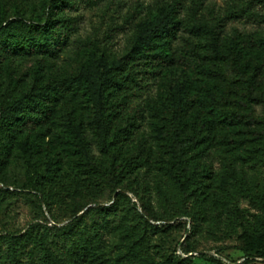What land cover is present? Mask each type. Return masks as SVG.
<instances>
[{
  "label": "rangeland",
  "instance_id": "374dc122",
  "mask_svg": "<svg viewBox=\"0 0 264 264\" xmlns=\"http://www.w3.org/2000/svg\"><path fill=\"white\" fill-rule=\"evenodd\" d=\"M171 1L79 2L76 9L58 15L56 8L49 9L51 0H0V17L23 16L34 22L39 17L73 19L68 42L55 56L36 54L7 64L1 96L6 97L14 87L27 91L31 86L76 76L91 56L121 57L131 44L136 24ZM194 2L180 0L177 19L181 27L171 40V49L182 52L191 41L208 60V35L190 33L185 26L194 22L214 26L226 67L222 79L203 76L196 61L188 57L185 64L151 80L148 88L133 98L129 113L114 124L117 138L111 148L98 144L93 102L83 88L76 90V100L59 105L55 123L47 131H26L5 143L9 146L0 170V236H18L32 229L33 234L43 232L53 250L50 242L55 230L51 226H66L81 217V226L101 234L94 239L101 254L81 264H109L129 247L132 256L126 264H144L182 250L187 252V264H216L211 259L214 255L225 264H264V256L259 254L264 249L253 245L251 256L239 249L247 243L245 224L264 217V161L237 169L238 161L231 160L223 149L225 142L239 138L252 139V150L262 146L261 125L228 120L225 114L244 111L246 107L240 104L244 101L251 103L260 119L264 117V103L247 98L249 92L264 98L250 85L253 76L264 77V0H201L198 7ZM210 107L215 108L212 117L218 143L211 145L205 160L198 163L200 169H206L207 175L200 180L207 199L193 201V215L202 218L194 230L190 217L166 216V197L157 194L155 184L159 166L168 160L163 143L189 129ZM132 122L137 127L130 138L126 130L132 129ZM80 138L89 141L83 145ZM116 155L146 160L148 168L131 172L123 184L85 192L87 168L109 166ZM215 174L218 185L214 184ZM150 216L160 219L151 220ZM144 219L154 226L144 230ZM40 255L35 246L32 259L24 255L25 263L33 260L40 264Z\"/></svg>",
  "mask_w": 264,
  "mask_h": 264
},
{
  "label": "trees",
  "instance_id": "16d2710c",
  "mask_svg": "<svg viewBox=\"0 0 264 264\" xmlns=\"http://www.w3.org/2000/svg\"><path fill=\"white\" fill-rule=\"evenodd\" d=\"M99 0H51L49 9H57V14L77 8L79 2L94 4ZM195 7L201 0H195ZM180 0H172L158 7L146 20L135 26L131 44L119 58L91 56L76 76L48 82L42 86H31L29 90L21 91L16 87L9 89L6 97L1 96L2 80L7 64L17 58H25L36 54L55 56L59 49L68 42L69 29L73 24L72 18L58 16L56 19H43L39 17L35 22L28 21L23 16L14 18L0 17V170L4 166L6 149L13 139L26 131L45 129L54 125L61 103L75 101L76 90L83 88L93 102L95 108V128L98 135V144L111 148L117 133L114 124L118 123L125 114L131 110L133 98L147 89L150 81L162 76L165 72L183 65L188 57L194 59L200 73L210 79L220 81L226 71L221 51L220 36L214 26L194 22L186 25L190 33L208 35V46L211 56L208 60L200 53L197 44L186 42L182 52L171 49V40L181 27L177 19ZM250 85L264 94V77L253 76ZM263 90V91H261ZM261 94L248 93V100H259L264 103ZM246 108L244 111L226 113L225 118L235 120L246 125H261V144L257 150H252V139H230L225 142L231 160L242 161L238 168L243 169L244 164L254 167L259 160L264 161V117L255 113L251 103L240 101ZM194 109V108H193ZM195 110V109H194ZM214 107L208 109V114L201 116L193 122L189 129L176 133L168 143H163L168 160L159 166V178L155 189L158 195L166 197L169 218L182 216L190 217L194 230L200 226L201 217L193 215V201L202 202L207 199L205 185L201 178L207 175L205 167L199 168V161H204L211 145L218 143L214 125ZM132 129H123L127 134H134L137 124H129ZM83 145L89 140L78 139ZM7 143V144H5ZM257 154L261 155L258 156ZM236 165L232 174L236 173ZM141 168H148L146 160L116 155L110 159L109 166L103 168L88 167L85 179L88 182L83 189L100 191L105 185L123 184L127 176ZM245 174L246 170L243 171ZM254 177H257L256 175ZM253 177V178H254ZM214 184H220L218 174L214 176ZM231 185V184H229ZM231 190V187H229ZM248 190H245L247 194ZM227 195L233 199L232 192ZM118 195V197H120ZM47 198L45 204H49ZM135 208V203L132 204ZM103 210V208H101ZM162 218H165L162 215ZM151 220L160 218L150 216ZM82 218L76 217L74 223L66 226H51L55 230V239L49 243L44 233L33 234L32 229L15 236H0V264H26L24 255L33 258V249L38 246L41 251L40 264H81L84 261H93L101 252L94 239L101 234L94 232L91 227L81 226ZM144 230L154 225L144 219ZM243 237L247 240L241 249L245 255L251 256V248L257 245L264 249V217L256 218L254 224L247 223L244 227ZM31 243V245L29 244ZM187 252H172L168 257L159 260H147L144 264H187ZM264 256V250L259 251ZM132 256V249L117 254L109 264H126ZM216 264H225L216 256L211 257ZM28 264H34L31 260Z\"/></svg>",
  "mask_w": 264,
  "mask_h": 264
}]
</instances>
